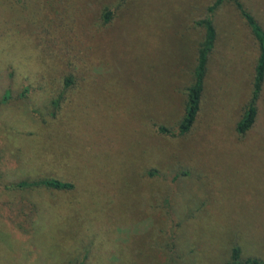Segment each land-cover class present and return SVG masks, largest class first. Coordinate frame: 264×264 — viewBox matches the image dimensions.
Wrapping results in <instances>:
<instances>
[{
	"label": "rangeland",
	"instance_id": "1",
	"mask_svg": "<svg viewBox=\"0 0 264 264\" xmlns=\"http://www.w3.org/2000/svg\"><path fill=\"white\" fill-rule=\"evenodd\" d=\"M240 1L264 28V0ZM214 2L0 0V264L264 261V82L239 134L259 49L231 2L193 125L158 130Z\"/></svg>",
	"mask_w": 264,
	"mask_h": 264
},
{
	"label": "trees",
	"instance_id": "2",
	"mask_svg": "<svg viewBox=\"0 0 264 264\" xmlns=\"http://www.w3.org/2000/svg\"><path fill=\"white\" fill-rule=\"evenodd\" d=\"M231 2L243 17L246 25L248 26L252 36L258 45V55L254 66L252 92L248 102L246 103L240 119L236 124V130L239 134H244L253 124L257 114V99L259 97L262 84L264 82V28L257 21L254 15L247 10L240 0H215L209 7V14L199 20L197 23L203 28V39L198 47L196 65L193 70V80L186 88V99L184 104V113L175 129H170L163 125L158 127L162 133H186L194 123L196 115L200 108V101L204 89L205 77L207 73V62L209 53L212 51L216 41V29L213 24L211 13L223 2ZM110 15L109 11L105 12L106 18ZM71 81L70 77L65 79V83ZM8 95L4 96L6 100ZM153 174V173H151ZM35 185H44L53 188H68L70 183H65L57 179L46 178L35 182ZM240 248L234 246L231 253V261L233 264L240 262ZM244 264H264V261L256 258H247Z\"/></svg>",
	"mask_w": 264,
	"mask_h": 264
}]
</instances>
